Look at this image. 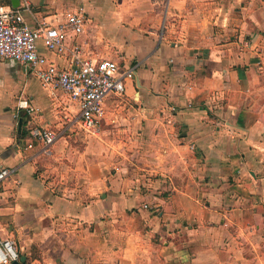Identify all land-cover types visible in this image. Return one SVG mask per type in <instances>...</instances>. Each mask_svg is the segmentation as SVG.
<instances>
[{"label": "crops", "instance_id": "0c3cea01", "mask_svg": "<svg viewBox=\"0 0 264 264\" xmlns=\"http://www.w3.org/2000/svg\"><path fill=\"white\" fill-rule=\"evenodd\" d=\"M27 1L31 24L82 9L86 32L68 44L135 76L89 134L123 158L95 163L88 138L67 183L55 161L77 157L78 104L0 57V167L15 170L0 184V239L23 264H264V0ZM22 93L36 110L17 118ZM34 124L66 130L27 148Z\"/></svg>", "mask_w": 264, "mask_h": 264}, {"label": "built area", "instance_id": "2783aa9c", "mask_svg": "<svg viewBox=\"0 0 264 264\" xmlns=\"http://www.w3.org/2000/svg\"><path fill=\"white\" fill-rule=\"evenodd\" d=\"M24 11H32L27 0L15 8L0 5V57L29 66L45 88L67 94L79 107L72 122H78L90 135L100 134L107 98L125 92L126 81L135 76V69H122L113 59L83 58L79 46L68 44L70 38L78 40L86 32L88 18L82 9L65 10L55 22L47 16L35 18L33 24L26 20ZM40 41L47 50L68 56V62L59 65L51 61L39 51ZM35 110L33 100L22 93L15 116L18 118L21 112L33 115ZM65 130L34 124L29 128L31 141L27 148L39 142L47 149L64 135ZM14 172L13 168L0 167V184ZM19 259L14 239H0V264H12Z\"/></svg>", "mask_w": 264, "mask_h": 264}, {"label": "rangeland", "instance_id": "374dc122", "mask_svg": "<svg viewBox=\"0 0 264 264\" xmlns=\"http://www.w3.org/2000/svg\"><path fill=\"white\" fill-rule=\"evenodd\" d=\"M77 114V113H75ZM77 116V115H76ZM73 136L74 139L72 140V144L74 147H76L79 151L77 153V157H72L69 159L68 157H64L63 160L55 161L57 165L62 163V171L60 170L59 173V179L67 180V183H72L73 181H76V175L74 172L70 169L67 168L71 164H78L79 167H82L83 165L86 164V155L87 153H84L87 148V141L88 138H94L95 139V145L90 147V154L89 156L91 157L90 159H93L95 163H100V164H108L111 165L112 163H117L120 161L123 157L119 155V153L115 152L114 149L109 148L108 144L105 142L103 143L101 139L98 137H91L89 136L88 133H86L81 127L80 124H76L75 127H73ZM118 138V137H117ZM109 143V142H107ZM113 144H117L116 142ZM85 154V156H84ZM65 176L64 178H62Z\"/></svg>", "mask_w": 264, "mask_h": 264}, {"label": "water", "instance_id": "95a60500", "mask_svg": "<svg viewBox=\"0 0 264 264\" xmlns=\"http://www.w3.org/2000/svg\"><path fill=\"white\" fill-rule=\"evenodd\" d=\"M24 123V120L21 119L20 122H19V128L22 129V125ZM24 260V259H23ZM22 260V261H23ZM12 264H23L20 260H16V261H13Z\"/></svg>", "mask_w": 264, "mask_h": 264}]
</instances>
